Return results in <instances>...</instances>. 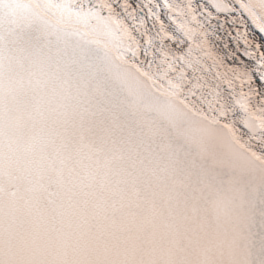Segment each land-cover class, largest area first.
<instances>
[{
    "label": "snow or ice",
    "instance_id": "snow-or-ice-1",
    "mask_svg": "<svg viewBox=\"0 0 264 264\" xmlns=\"http://www.w3.org/2000/svg\"><path fill=\"white\" fill-rule=\"evenodd\" d=\"M0 264H264V0H0Z\"/></svg>",
    "mask_w": 264,
    "mask_h": 264
}]
</instances>
